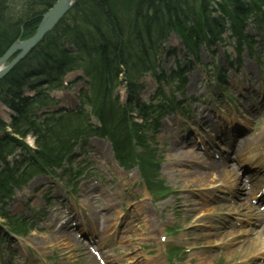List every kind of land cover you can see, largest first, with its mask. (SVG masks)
<instances>
[{
	"label": "rangeland",
	"instance_id": "obj_1",
	"mask_svg": "<svg viewBox=\"0 0 264 264\" xmlns=\"http://www.w3.org/2000/svg\"><path fill=\"white\" fill-rule=\"evenodd\" d=\"M245 32L255 35L256 41H264V35L251 25L246 27ZM229 35L225 33L222 43L212 49L198 46L197 59L186 51L174 33L164 44L158 63L167 71L179 63L187 71L185 86L173 91L175 101L186 99V105L161 120L150 145L151 152L159 161L157 179L161 181L160 189H166L162 190L164 193L160 191L159 198L151 199L142 184L139 167L134 164L119 167L109 146L102 142L104 140L90 139L84 146L74 150V166L84 168V172L75 176L68 190L62 187L68 179V173L59 171L60 180L57 181L39 174L21 191H16L7 203L5 210L8 217L23 219L32 228L23 238L13 237L8 233L7 220L0 218V233L6 236L0 243V264H151V259L157 256L160 257L159 264H167L164 256L170 247H179L185 252L171 264H238V261L239 264H264V260L256 259L264 251V241L260 242L264 240L263 219L259 220V224L255 219L244 223L243 212L232 214L228 211L231 203H234V197L219 184L201 185L169 168L172 160L168 156V148L172 136L189 138L195 148L203 149L205 146L206 139L200 136L201 122L198 120L202 111L215 126L220 124L224 127L226 141L236 137L233 131L239 128L244 130L239 140L244 138L252 146L257 134L264 130V110H261L264 104V69L259 63L264 50L258 45L253 46L251 51L243 46L237 58L234 37ZM172 49L175 54L169 56ZM229 55L234 57L231 63ZM211 67L222 71V83L227 84L224 91L218 90ZM81 75V72H71L63 80L68 87L63 85L52 93L58 108H77L76 97L85 89L82 82L76 81ZM141 82L143 90L140 100L149 102L155 99L159 84L151 75H145ZM166 93L171 95L168 88L163 86L161 100ZM21 94L32 98L35 92L24 87ZM118 94L124 99L123 88L119 89ZM242 106L245 110L238 114ZM32 110H35V116L41 122L44 109ZM12 116L11 110L3 102L0 103V120L8 126ZM7 129L11 131L9 127ZM22 141L31 149L35 148L33 136L27 135ZM24 152L20 149L8 156L10 164L15 166ZM208 152L211 156L220 157L221 161L228 152L230 154L229 147L219 143L210 150L208 148ZM216 157L214 159L218 161ZM233 163H228L229 168L235 166ZM236 172L245 184L251 179L249 174L244 173L245 170ZM149 177L155 181L152 174ZM89 191L94 199L86 207L83 205V196ZM182 191V195L188 199L187 205L179 199ZM234 195L237 197L236 192ZM105 199L114 201V207L107 208ZM61 200L65 204L61 205ZM148 210L153 213L152 220L159 221L157 233L145 228L139 219L138 212L149 213ZM67 211L77 212L75 222L70 224L71 220L66 217ZM98 213H101L99 222L107 218L111 224L104 232L97 226L99 222L95 216ZM67 220L69 228H78L72 231L76 245H66L62 238L58 241L52 239V229L60 230ZM123 222L125 224L122 226L120 223ZM230 224L239 229L236 237L238 247L230 246L233 251L225 243L216 242L224 237ZM129 225L133 226V230L129 229ZM97 228L99 230L96 233ZM244 231L252 232L253 235H242ZM256 232L262 233L259 241ZM164 236L166 239L162 245L160 237L162 240ZM173 256L171 259H174Z\"/></svg>",
	"mask_w": 264,
	"mask_h": 264
},
{
	"label": "trees",
	"instance_id": "obj_2",
	"mask_svg": "<svg viewBox=\"0 0 264 264\" xmlns=\"http://www.w3.org/2000/svg\"><path fill=\"white\" fill-rule=\"evenodd\" d=\"M53 1L0 0V54L14 40L31 37L42 14V7ZM86 9L88 14H84ZM104 17L108 21H103ZM13 19H24L21 35L17 21ZM93 19L99 23L105 22L113 31L115 28L123 30L127 36V53L122 54L118 48L110 45L109 37L104 38L98 33L103 32V28L91 27L88 22ZM248 19L264 29V0H78L60 25L50 33L57 43L62 42L57 46L61 51H56V55L51 54L49 58L39 59L38 56L30 61L35 55L32 52L29 61L24 59L0 80V86H10L11 99L3 103L13 114L12 122L8 125L11 132L7 131V125L0 120V217H4L5 201L11 198L14 189L25 185L33 174L53 172V168H60L79 139L84 140L90 136L107 138L116 157L123 162L133 158L134 145H139L142 150L141 165L144 164L147 176L157 171L158 162L151 153L145 133L152 131L157 117L173 108V105L169 101L167 105L160 102L145 107L137 98V91L141 88L137 82L122 85L126 99L121 102L115 93L120 84L115 73L122 71L130 78L140 74L142 78L148 69L157 82L175 88L183 86L180 77L186 70L179 66L168 72L158 65L159 56L163 52L162 45L168 37L175 33L185 47L196 48L202 42L205 46L214 44L215 37L227 30L237 38L236 50L239 52L240 45L251 48L255 42L253 37L244 33ZM78 27H82L83 34H73ZM55 33L68 35L59 38ZM65 43L76 46V52L72 54L76 57L68 63V54L62 48ZM38 47H46V43ZM48 48H52L51 45ZM39 60L44 65L48 60L54 63L42 66ZM119 63H124L125 69ZM75 67L84 70V77L88 80V89L80 95L82 108L76 112L62 111L55 119L57 123L53 120L58 112L49 116L43 114L45 117L42 123H38L35 110L32 109L56 103L47 93L39 91L40 88L45 85L47 90L58 88L65 72L73 71ZM23 87L34 91V97L22 96L20 91ZM159 93L163 95L162 91ZM107 97H114V104L108 103ZM130 113L141 118V124L135 123ZM91 116L96 118L98 125L91 123ZM28 133L35 136L36 149L22 156L15 166L11 165L6 160L7 155L25 147L21 139ZM150 188L154 191V188ZM11 228L20 230L22 226L13 221Z\"/></svg>",
	"mask_w": 264,
	"mask_h": 264
},
{
	"label": "bare ground",
	"instance_id": "obj_3",
	"mask_svg": "<svg viewBox=\"0 0 264 264\" xmlns=\"http://www.w3.org/2000/svg\"><path fill=\"white\" fill-rule=\"evenodd\" d=\"M59 1L60 0H55L46 6L44 5L45 7H42L43 11H40L42 14L40 15V18L37 21V25H36V28L34 30L33 35L38 30V28L42 22L43 16L45 14H47L51 10V8H53ZM77 1L78 0H72V7L74 6V4ZM13 4H15L14 1H13ZM192 6H194V5H192ZM184 7H186V5ZM71 8L68 10V12L71 10ZM193 9L195 10V8H193ZM68 12L65 13L63 16H61L60 20H58V22H56L54 24L53 29L48 31L47 33H45L43 35L42 39H40V41L37 42V44L34 45L31 50H29V52L25 55V57L22 60L15 63V65L11 68V70H13L24 59L29 61L28 57L31 55L32 52H34L35 55L30 58V61L34 60V58H37L38 56H39V59H41V57L49 58L51 54L53 55L55 53V55H56V53H57L56 51H61L57 48V46H59L62 42L59 41L57 43V41L52 36H50V33L53 32L60 25L59 23L62 22V20L68 14ZM141 12L143 13V11H141ZM88 13H89L88 9L84 10V14H88ZM12 21H17V19H13ZM103 21H108V18L104 17ZM23 22H24V19H18V21L16 22V24L19 26L18 29H19L20 35L23 31V27L21 26V24ZM104 23L105 22L99 23V21L97 19H93L92 21L88 22V24H90V26L91 25L94 27L96 26L95 28H103V32L98 31V33L102 34L104 36V38L108 39V37H109L108 41L110 42V45H114V48L115 49L118 48L122 54L124 52L127 53V44L125 43V42H127L126 38H125L126 33L124 34L123 30H120L118 28H115L114 29L115 31H113L112 30L113 28L111 29L110 26H107ZM250 25L253 26L259 32V34L261 32V34L264 35V29L259 28V26L254 24L253 22H251L250 19H248L246 21L245 29H246V27H248ZM87 26L88 25H85V27H87ZM118 26L119 27L121 26V28L124 27L123 25H118ZM133 30H135V29H133ZM82 31H83L82 27H78L76 29V32H74L73 34H83L84 32H82ZM225 33L226 34L228 33L227 30L224 31L222 34L216 36L215 37L216 42L214 44H210L208 46H205L204 43L202 42V44L197 45L196 48H189V47L187 48L186 47V51H188L189 54H192L194 56V58L197 59L198 46L204 45L205 48L212 49L217 44L222 43L223 36ZM55 35H58L59 38L60 37L65 38L68 34L65 35L64 33H55ZM31 37L24 39V40H28ZM110 37L112 39H110ZM17 38H20V37L17 36ZM24 40L16 39V40H14V42H12L9 45V47L11 45L15 44L16 42H20V41H24ZM43 42L46 43V47H38ZM50 45L53 49L48 48ZM9 47L4 51V53L0 54V61L3 60V57L6 54V51L9 49ZM46 48H48V49H46ZM62 48L68 54L67 55L68 57L66 58L67 63L70 61V59H74L76 57L75 55L72 56V54L73 53L75 54V52H76V46L75 45H71V44L69 45V44L65 43ZM44 49H46V51ZM247 49H249V48H247ZM53 50H54V52H53ZM17 54L18 53H15V54L11 55L8 59L5 60V63H3L2 67L0 68V72H2L4 69L7 68V66H9L11 64V62L15 59ZM228 59L230 60V62L234 61V57L232 55H229ZM53 63H54L53 60H48L47 64H45V65L51 66V64H53ZM39 65L45 66L44 63L40 60H39ZM158 65L162 66V65H160V63H158ZM119 66H121V68H124V63H119ZM55 67H58V65ZM74 69L75 70H73V71L81 72L82 77L85 76L84 70L82 71V69H80V67H75ZM73 71L65 72L64 76H62V78H61V81H63L64 78H66V76H68V74H70ZM9 72H7L5 75H3L0 80L5 78ZM120 72L121 73H118V72L115 73V75H118L117 78L120 82V84L117 86L115 91H119L120 87L123 84H126V82H130L133 84L137 82V84H140L143 86V84L141 82L142 78L145 75H151L152 76V73L148 69L146 71H144L145 73L142 76V78H141L140 74L133 75L130 78V77H127V75L124 74V72H122V71H120ZM76 81L82 82L85 85L88 82V80H86V78L84 80H81V81L79 79H77ZM73 84H76V83H73ZM45 86H44V88H40L39 91L47 93V95L50 98L56 100V98L54 97V95L52 93L54 91H57L61 87L58 89L57 88L56 89L50 88L49 90H47L45 88ZM9 87L10 86H5V85L0 86V103H2L5 100L11 99L10 95H9V89H10ZM23 89H24V87H23ZM44 89H46V90H44ZM244 91H246V90H244ZM106 100L109 101L108 103L114 104V97H111V98L107 97ZM52 103L53 102L50 103L48 108L53 109V110L58 112V114L54 116V120H53L54 123H57L56 122L57 120H55V119L62 114V111H60L59 109L56 108L55 103H53V104ZM144 106L148 107L149 105L144 104ZM263 107H264V104L261 105L262 111L264 110ZM244 110L245 109L242 106V111L240 109L238 111V114H241L242 112H244ZM130 115L134 116V113H130ZM35 118L39 119V117H35ZM198 118H199L198 120L201 122L200 136L203 140L206 139L205 140V146H203V149L202 148L200 149L199 147L195 148L193 145H191L189 138L185 137L182 139V138L177 137V136H172L171 139H169L170 147L168 148V156L170 157V160H172V163H169V168L172 171H175L176 174H178V175L180 174L182 177L188 178L190 180H194L195 182H197L201 185H205L206 183H207L206 185H208V184H219L224 190L228 191L229 194H232V197H234V199H233L234 203H231L232 206H230L229 210L233 211V213H235L237 211L243 212V217H244L243 222L244 223H248L250 219H253V220L255 219V221H257V223L259 224L260 223L259 220H261V217L264 216V212L261 213L259 207L257 205H255V200L258 199L257 202H259L260 204H262L264 201V196L258 197L259 191L264 188V130H262L261 132H259L257 134L256 140L252 143V146H250L251 143L244 141V138L239 140V137H241L244 134V130H241L239 128L234 129L233 132L236 134V137L234 136L232 139H229L227 137L228 140L226 141V139H225L226 136L224 133L225 130H224L223 126H221L220 124L215 126L208 119V115L204 114V111H202L200 113ZM218 143L221 145L226 144V146L229 147V151H230V154L228 152L227 157L225 158V160H222V161H216L214 159L216 156L215 157L211 156L210 153L208 152V148L210 150V148H212L213 146H217ZM104 144H107V143L105 142ZM95 155H97V153H95ZM216 158L220 159V157H216ZM189 162H191V163L188 164ZM232 162H234L233 164L235 166H233L232 168L231 167L229 168L228 163H232ZM178 168H181V169H178ZM236 170L237 171L240 170L242 172H243V170H246V172H244V173L249 174V176H251V179H250L248 184H245V182L243 183V180H240V178L237 177ZM235 192L237 193V197H235V195H234ZM183 193H184V191L180 192L179 199L182 200L184 205H187L186 202L188 199L186 200L187 197L183 196L182 195ZM91 194H92V192L89 191V193L87 192L83 196L84 197L83 205H85L86 207H89L90 202L94 199L90 196ZM105 200H106V204H107L106 207L107 208L110 209V208L114 207V201H109L107 199H105ZM192 209H194V208H192ZM212 210H213V207H212ZM98 214L99 215H97L95 217L99 222L100 221L99 217H100L101 213H98ZM138 215H139V219L146 226L145 228H148V230H150L151 232H156L157 225H158L157 222H159V221H157L158 219H156V221L152 220V218H151L153 215L152 212L149 211V213H147L146 211H139ZM117 219H120V218H117ZM120 224L123 226L125 224V222L120 223ZM97 226L99 228H101L104 232V231H106V229H108L111 226V224L107 218H104L102 222H99L97 224ZM99 228L96 229V231H95L96 233L98 232ZM118 229L119 230L121 229L120 226L118 227ZM129 229L133 230V226L129 225ZM227 229L228 230L226 231L224 237H222L221 239H219L216 242L219 244L225 243V246L226 247L228 246L231 249V251H233L232 250L233 247H235V246L238 247V245H237L238 240L236 237L238 236L237 233L239 232V229L236 228L233 224H230ZM75 230H77V229H75ZM51 232L53 235L52 239L55 241H58V240H60V238H62V240L65 241L66 245H69L70 243H72L73 245L77 244V241L73 237L72 231L69 228L68 221H66L64 223V225L62 226V228L60 230L55 231L54 229H52ZM124 233H126V232H124ZM245 234H247L249 236L253 235L252 232H249V233L247 231L242 232V235H245ZM82 236L85 237V235H83V234H82ZM255 236L258 237L257 240L259 241L260 240L259 238H262L261 237L262 233L260 234V233L256 232ZM120 240H122V238H120ZM262 241H264V240L261 239L260 242H262ZM99 242H100V240L97 243H99ZM95 245L96 244H94V246ZM230 246H232V248ZM260 259H262V258H260ZM159 262H160L159 256L151 259V264H159Z\"/></svg>",
	"mask_w": 264,
	"mask_h": 264
},
{
	"label": "water",
	"instance_id": "obj_4",
	"mask_svg": "<svg viewBox=\"0 0 264 264\" xmlns=\"http://www.w3.org/2000/svg\"><path fill=\"white\" fill-rule=\"evenodd\" d=\"M72 7V0H60L51 10L45 14L42 18V22L35 32V34L28 40L16 42L11 45L9 49L6 51V54L3 57V60L0 61V68L2 67L5 60L8 59L11 55L18 53L15 59L11 62L6 69L0 72V79L3 75L11 70V68L15 65V63L22 60L25 55L32 49L37 42L42 39L43 35L48 31L52 30L54 24L60 20L61 16L68 12V10Z\"/></svg>",
	"mask_w": 264,
	"mask_h": 264
}]
</instances>
